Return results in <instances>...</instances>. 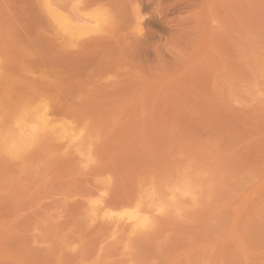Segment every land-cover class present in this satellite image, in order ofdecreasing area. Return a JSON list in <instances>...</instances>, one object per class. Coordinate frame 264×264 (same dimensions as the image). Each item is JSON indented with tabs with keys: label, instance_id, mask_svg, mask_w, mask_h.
<instances>
[{
	"label": "rangeland",
	"instance_id": "1",
	"mask_svg": "<svg viewBox=\"0 0 264 264\" xmlns=\"http://www.w3.org/2000/svg\"><path fill=\"white\" fill-rule=\"evenodd\" d=\"M0 264H264V0H0Z\"/></svg>",
	"mask_w": 264,
	"mask_h": 264
},
{
	"label": "bare ground",
	"instance_id": "2",
	"mask_svg": "<svg viewBox=\"0 0 264 264\" xmlns=\"http://www.w3.org/2000/svg\"><path fill=\"white\" fill-rule=\"evenodd\" d=\"M47 5H48V4H46V6H47ZM48 6H49V5H48ZM140 10H141V9H140ZM52 13H53V12H52ZM56 13H57V12H56ZM56 13H54V14H56ZM63 15H64V14H63ZM53 16H54V15H53ZM57 16H58V15H57ZM57 16H55V17H57ZM66 16H67V15H66ZM63 17H65V16H61L60 20H58V19H57V20H58V21H61V22H58L59 25L61 24V25H60V28H61V26L63 25V27H64V29H65V30H64V29L62 28L63 31H64L63 33L68 32V34L66 33V34H67L66 37H67L68 35H70V34H72V35H74V34H78V33L81 34L82 32L86 31L87 29L89 30V28L86 27V26H85V27H83V26H81V27L78 26V27H77V26H74L73 24H72V25H73V26H72V25H71V21H69V20H67V19H65V18H63ZM57 18H59V17H57ZM67 18H68V17H67ZM55 19H56V18H55ZM69 19H70V18H69ZM99 19H100V18H99ZM101 19H103V18H101ZM57 20H56V21H57ZM98 21H99V20H98ZM89 31H90V30H89ZM79 34H78V35H79ZM40 108H41V109H39V110H40L39 113L36 115V116H37V118H36V119H37V120H36V121H37V124H38L39 127L48 126L47 121H48L49 118L45 115V114H47V113H45V112L43 113V112H42V109H43L42 106H41ZM37 111H38V110H37ZM35 112H36V111H35ZM36 113H37V112H36ZM34 114H35V113H34ZM48 114H49V113H48ZM34 116H35V115H34ZM36 116H35V117H36ZM34 120H35V119H34ZM49 121H50V120H49ZM46 124H47V125H46ZM44 128H46V127H44ZM38 129H40V128H38ZM40 130H41V129H40ZM134 212H135V211H134ZM134 212H133V213H134ZM128 214H129V213H128ZM128 214H127V215H128ZM136 214H138V213H136ZM132 215H133V214H132ZM132 215H131V216H132ZM131 216H130V217H131ZM142 216H143V215H142ZM127 217H128V216H127ZM132 217H133V218H132L133 220L135 219V221L137 220V221L139 222L140 219H136V218L134 217V215H133ZM137 217H138V218L140 217V213H139V216H137ZM142 221H143V220H142ZM140 222H141V220H140Z\"/></svg>",
	"mask_w": 264,
	"mask_h": 264
}]
</instances>
